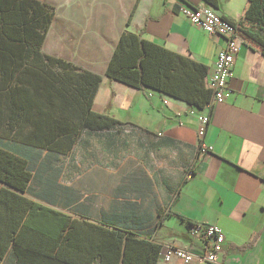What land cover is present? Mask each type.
Returning <instances> with one entry per match:
<instances>
[{
	"label": "crops",
	"instance_id": "0c3cea01",
	"mask_svg": "<svg viewBox=\"0 0 264 264\" xmlns=\"http://www.w3.org/2000/svg\"><path fill=\"white\" fill-rule=\"evenodd\" d=\"M39 1L54 8L43 43V49L54 51L43 52L67 60L62 48L81 46L71 44L72 38L78 40L73 32L95 35L97 49L86 54V62H75L77 51H68L73 56L69 61L101 75L92 109L119 121L112 128L83 132L78 142H85L84 168L57 162L61 194L54 202L19 192L69 216L68 228L78 230L74 239L81 242L72 252L74 261L102 255L104 263L122 264L126 237L132 235L131 264L151 262V245L160 246V254L167 245L185 248L193 254L192 264H264V54L255 42L241 33L229 78L233 92L209 112L204 141L213 151L201 159L196 155L195 113L207 109L105 75L120 34L129 30L205 65L208 88L224 39L191 24L179 8L207 4L238 23L247 0H217L216 5L206 0ZM190 168L194 175L189 177ZM65 175L71 181L63 183ZM190 223L223 229V251L216 263L200 258L208 241L190 236ZM110 230L122 234L118 247ZM55 247L47 257L60 264ZM159 262L157 258L155 264Z\"/></svg>",
	"mask_w": 264,
	"mask_h": 264
},
{
	"label": "trees",
	"instance_id": "16d2710c",
	"mask_svg": "<svg viewBox=\"0 0 264 264\" xmlns=\"http://www.w3.org/2000/svg\"><path fill=\"white\" fill-rule=\"evenodd\" d=\"M53 16L54 8L39 0H0V264H53L47 253L54 245L60 264H108L102 255L74 261L72 252L81 242L74 239L78 230L68 228L69 216L19 193L54 202L61 194L59 157L72 150L84 131L119 123L92 109L101 75L43 52ZM237 25L264 54V0H247ZM205 73V65L129 30L120 34L105 70L111 80L165 92L197 107H204L211 95ZM109 232L118 247L122 234ZM134 241L126 237L122 264H131ZM160 250L151 245L147 264L160 259Z\"/></svg>",
	"mask_w": 264,
	"mask_h": 264
},
{
	"label": "built area",
	"instance_id": "2783aa9c",
	"mask_svg": "<svg viewBox=\"0 0 264 264\" xmlns=\"http://www.w3.org/2000/svg\"><path fill=\"white\" fill-rule=\"evenodd\" d=\"M179 12L187 18L191 24L202 28L209 35L223 37L224 45L219 49L215 58L212 73L207 79V86L211 91L209 100L204 104L207 113H199L197 118V159L211 154L213 146L204 141L206 127L209 122V112L215 104L224 102L231 96L233 90L229 85L234 60L241 41V32L237 23L223 17L207 4L191 5L182 4ZM194 114V111H190ZM194 170L190 168L187 176H193ZM190 236H201L208 242L206 251L201 259L216 263L223 251L225 235L223 229L217 224L193 223L189 225ZM159 264H192L193 254L180 247L167 245L161 252Z\"/></svg>",
	"mask_w": 264,
	"mask_h": 264
},
{
	"label": "rangeland",
	"instance_id": "374dc122",
	"mask_svg": "<svg viewBox=\"0 0 264 264\" xmlns=\"http://www.w3.org/2000/svg\"><path fill=\"white\" fill-rule=\"evenodd\" d=\"M53 18H54V16H53ZM53 18H52V21H53ZM94 27H101V25H96L95 24ZM50 28L51 27H49V29ZM49 29L47 31V34L49 32ZM47 34H46V36H47ZM52 35L54 37V31H53V34L51 33L50 39L52 38ZM73 35L77 36L78 40L76 41L75 37L72 38L71 44H78L79 43V44H81V46L76 47V48L75 47H70V48H67L68 50L65 47V48H62V52H63V54L66 53L65 55H67V56L69 55L67 57V60H70V58H72L73 56H70V53L68 51H70L72 53L77 51L76 55H80V56H75V57L81 59L82 61H78L75 58V62H86L85 61L86 54H88L90 51H95L97 49V48H94V46L96 44V37H95V35H92L91 33H89V36H87L86 38L83 37L82 33H79V32H73ZM80 37H81V39H80ZM85 43H87V45H88L87 47L84 46ZM47 49H48V51H51V52L54 51L52 47L47 48ZM47 49L46 48L43 49V46H42V50L45 51ZM55 53H58V52H55ZM59 160H60V162L62 163L63 166L66 165L68 167L73 162L74 166L76 168H84L85 167V142H84V140H82V141L78 142L77 144H75L74 147L72 148V150L67 155L60 156ZM72 179L74 180V184H75V180L77 178L73 177ZM61 180H62L63 183H67L69 180L71 181V179H69V177L66 176V175L63 176ZM61 185H64V184H61ZM75 186L78 187L76 184H75ZM32 187H36L35 182H32ZM36 189H38V187H36Z\"/></svg>",
	"mask_w": 264,
	"mask_h": 264
}]
</instances>
